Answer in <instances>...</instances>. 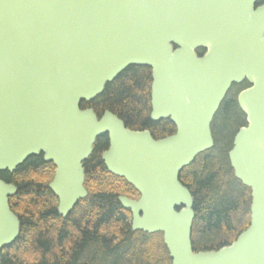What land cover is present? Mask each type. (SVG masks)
Masks as SVG:
<instances>
[{"label": "water", "instance_id": "water-1", "mask_svg": "<svg viewBox=\"0 0 264 264\" xmlns=\"http://www.w3.org/2000/svg\"><path fill=\"white\" fill-rule=\"evenodd\" d=\"M260 0H0V173L44 154L50 188L67 217L88 196L84 162L108 135L102 157L141 196L120 195L133 230L162 232L173 264H264V4ZM205 49L202 55L198 51ZM131 65L152 69L154 121L162 139L132 130L107 110L82 109ZM248 124L229 152L252 192L251 222L231 244L195 251L194 197L182 171L215 144L212 122L234 83ZM0 175V252L20 235Z\"/></svg>", "mask_w": 264, "mask_h": 264}, {"label": "trees", "instance_id": "trees-1", "mask_svg": "<svg viewBox=\"0 0 264 264\" xmlns=\"http://www.w3.org/2000/svg\"><path fill=\"white\" fill-rule=\"evenodd\" d=\"M152 82L151 67L131 65L83 107L94 108L99 117L110 110L129 128L150 129L157 139L169 136L176 132L171 120L151 119ZM232 112L222 121L215 147L181 173V181L194 196L195 251L229 245L250 225L251 189L237 179L229 158L234 136L246 122L238 123L235 109ZM109 146L108 135L97 139L85 162L88 196L66 218L59 214V200L50 188L55 175L52 163L31 156L14 172L1 173L19 189L10 203L21 220V233L2 249L0 264H172L162 232L132 229V213L118 196L140 195L125 178L107 169L102 154Z\"/></svg>", "mask_w": 264, "mask_h": 264}, {"label": "flooded vegetation", "instance_id": "flooded-vegetation-1", "mask_svg": "<svg viewBox=\"0 0 264 264\" xmlns=\"http://www.w3.org/2000/svg\"><path fill=\"white\" fill-rule=\"evenodd\" d=\"M258 4L259 5L264 4V0H260V2ZM250 86H251V83L247 79H245L241 83H234L231 86V88L229 89V91H228L225 99L222 101V103L220 105V108H219L217 114L215 115L214 120H213V123H212V130H213V136H214V139H215V145H216V136L222 135V129H223V127H222V121L224 120V118L227 120L226 117H227L228 113H233L232 111L235 109V112H234V115L233 116H234V118L236 117L237 122L240 123V122H242L244 120L243 122H246L247 123V115L242 110V108L240 106V103H239V94L243 90L249 88ZM162 120H165V119H162ZM162 120H159V121H162ZM159 121H155V122H159ZM134 130H136V129H134ZM144 130H147V129H144ZM148 130H150V129H148ZM236 134H235V136H236ZM223 135H225V134H223ZM235 136H234V139H235ZM154 138H155V136H154ZM109 148H110V146H109ZM35 156L41 157L42 160H43V162L48 163V164H51V163H49V162H47L45 160L43 153H41L40 155H35ZM18 168H19V166L17 167V169ZM18 192H19V189H18ZM18 192H17V194H18Z\"/></svg>", "mask_w": 264, "mask_h": 264}]
</instances>
